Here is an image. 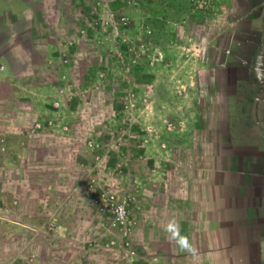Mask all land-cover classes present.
<instances>
[{"label": "rangeland", "instance_id": "374dc122", "mask_svg": "<svg viewBox=\"0 0 264 264\" xmlns=\"http://www.w3.org/2000/svg\"><path fill=\"white\" fill-rule=\"evenodd\" d=\"M256 2L0 0V264H229L264 224Z\"/></svg>", "mask_w": 264, "mask_h": 264}, {"label": "crops", "instance_id": "0c3cea01", "mask_svg": "<svg viewBox=\"0 0 264 264\" xmlns=\"http://www.w3.org/2000/svg\"><path fill=\"white\" fill-rule=\"evenodd\" d=\"M240 6L242 14L234 30L248 40L253 49L255 66L264 72V0H257L252 7L242 6V3ZM261 80H264V74ZM249 227L251 233L241 238L234 237L235 253H219L221 261H229V264H264V224L250 223Z\"/></svg>", "mask_w": 264, "mask_h": 264}, {"label": "clouds", "instance_id": "9594fccd", "mask_svg": "<svg viewBox=\"0 0 264 264\" xmlns=\"http://www.w3.org/2000/svg\"><path fill=\"white\" fill-rule=\"evenodd\" d=\"M119 211V210H118ZM171 233L173 239H176L181 249L187 251H194L192 246L188 243V239L185 236H181L179 233V225L175 221H171L166 229Z\"/></svg>", "mask_w": 264, "mask_h": 264}, {"label": "built area", "instance_id": "2783aa9c", "mask_svg": "<svg viewBox=\"0 0 264 264\" xmlns=\"http://www.w3.org/2000/svg\"><path fill=\"white\" fill-rule=\"evenodd\" d=\"M118 210L119 211L117 212V219L119 220L120 218L123 217L125 209L122 205H119Z\"/></svg>", "mask_w": 264, "mask_h": 264}]
</instances>
